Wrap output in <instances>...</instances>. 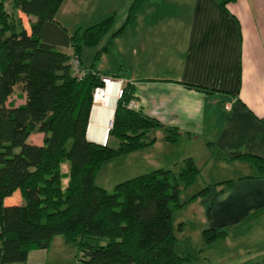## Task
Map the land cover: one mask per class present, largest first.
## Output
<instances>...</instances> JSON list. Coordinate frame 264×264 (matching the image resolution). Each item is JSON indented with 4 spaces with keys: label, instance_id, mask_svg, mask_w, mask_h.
Masks as SVG:
<instances>
[{
    "label": "trees",
    "instance_id": "1",
    "mask_svg": "<svg viewBox=\"0 0 264 264\" xmlns=\"http://www.w3.org/2000/svg\"><path fill=\"white\" fill-rule=\"evenodd\" d=\"M63 1L0 0V264L25 262L31 250L47 248L56 235L77 243L75 264H182L192 255L176 249L175 229L181 230L182 223L174 227L173 212L185 202L169 170L117 182L111 191L95 183L108 161L153 145L157 129H164L170 144L180 132L164 128L141 109L129 108L135 88L125 82L106 143L87 140L94 91L102 87L106 73L85 71L81 48L96 46L111 31L114 19L109 16L69 33L55 20ZM216 1L225 7L237 0ZM144 2L132 0L124 23L108 43L134 22ZM20 14L28 18V29ZM73 60L84 72L80 79L74 75ZM16 86L25 98L19 105L7 102ZM32 134L42 135L40 145L28 141ZM230 159L264 173L262 158ZM183 166L178 179L189 185L199 169L191 158ZM16 190L22 202L6 204L5 198ZM209 190L210 185L203 187L190 200ZM201 235L209 244L224 238L226 230L204 228ZM94 239L105 241L90 242Z\"/></svg>",
    "mask_w": 264,
    "mask_h": 264
},
{
    "label": "crops",
    "instance_id": "2",
    "mask_svg": "<svg viewBox=\"0 0 264 264\" xmlns=\"http://www.w3.org/2000/svg\"><path fill=\"white\" fill-rule=\"evenodd\" d=\"M86 1L64 0L55 17L86 8ZM131 1L124 0L120 17L116 16L117 6L104 1V17L113 11L119 17L113 26L119 28ZM64 20L58 19V23L64 26ZM111 42V58L104 68L100 66L102 72L132 84L134 103L146 115L164 128L176 127L180 136L175 145H200L210 158L217 155L220 161L235 162V171L218 180L233 182L201 196L200 230L222 227L225 237L209 244L201 240L179 246L177 241L176 249L192 255L182 264H264V173L247 162L230 159L240 155L264 159V0H237L225 7L216 0H145L134 22ZM104 56L108 58L109 52ZM116 91L115 84L108 87L104 93L108 103L102 109L94 111L92 106L88 141L106 142ZM147 149L124 156L128 162L133 158L139 162L136 156L143 154L135 167H149L150 172L169 170L158 166L163 155L157 162L143 153ZM181 155L182 161L191 158L196 166L204 161L200 157L204 154L198 155L194 147ZM244 169L250 172L243 174ZM180 222L184 229L187 223ZM66 243L52 239L47 248L31 250L20 264H75L76 247L67 250ZM223 244L227 245L226 256L225 250L220 251L225 249Z\"/></svg>",
    "mask_w": 264,
    "mask_h": 264
},
{
    "label": "rangeland",
    "instance_id": "3",
    "mask_svg": "<svg viewBox=\"0 0 264 264\" xmlns=\"http://www.w3.org/2000/svg\"><path fill=\"white\" fill-rule=\"evenodd\" d=\"M104 1L106 0H94V2L87 0L86 8L77 7L76 8L77 12L72 11L71 14L66 15L65 17L59 13L55 17V20L59 22L58 19H62V20L65 19L63 27H65L69 33H74L79 28L83 30L87 26H90L89 25L90 23L95 24L107 18V17H104L105 16ZM110 1L114 3L113 6H117L116 16L121 14L120 9H122V7L124 6L122 4L124 3V0H110ZM6 9L8 11L11 10L10 6L8 5ZM111 12H112V15L110 16H113L114 22H116L115 20H117L120 17V15L119 17L116 18L114 15L115 13L113 11ZM20 16L22 18L24 27L28 29V21H29L28 18L22 14H20ZM112 27L113 28L111 29V31L112 30L116 31L121 27V25L119 26V28L118 27L116 28V25ZM111 31L106 36H104L103 39L96 46L82 45L81 54H80V62H81L82 68H84L85 71L92 70V69L100 70V72L103 71V69H101L100 66L102 65V68H104V62L107 61V59L111 58L110 54L112 53V49H111L112 42L108 43L109 42L108 38H110V35L113 32ZM104 47H106L105 51L103 50ZM66 52L68 54H71V49L70 48L66 49ZM108 52H109V56L108 58H106L104 55ZM7 102L13 103L14 105H19L25 102L24 93L21 91L20 86H16L14 88L13 93L10 96V98L7 100ZM95 104L100 105V107H104V104L102 101L96 102V100L94 99L93 105ZM41 137H42L41 134H32L29 137L28 141L30 143L40 145ZM155 138H156V141L153 145L143 148V149H147L150 147H153V148L151 150L147 149L146 152H143V153L146 156L148 154L149 158L155 159L157 162H159L160 155L164 156L163 162L160 165L158 164V166H165L167 169L170 170L171 181H176L179 185V199L180 201L185 202L183 207L178 208L174 210L173 212L174 227L177 226L178 221L180 219L185 220V222L187 223L184 229L182 230H178L177 228L175 229L178 242L180 243L179 246L181 245L184 246L187 244L195 245L196 243L197 244L201 243V240H203L202 235H201L202 230H200L201 229L200 228L201 218H202L201 196H197L196 198L191 199V200L190 198L194 194H198L199 190H201L203 187L207 185H210V189L211 188L217 189V187L219 186L217 185V182H220L218 180H223L221 178H223L224 176H227L228 174H231L232 171H235V168H234L235 162L220 161L219 159H222V158H218L217 155H215L213 158H210L208 157L209 156L208 153H205L204 151H202V148H200V145L189 146V145H185L184 143L178 142L177 145L174 144V146H172V144L165 141V131L164 129L161 130V128L155 131ZM190 147H194L198 155L202 152L204 155H201L200 157H202L201 160L202 161L204 160V161L202 165H201V162L199 161L197 162V168L199 169V174L197 175L195 181H193L189 185H184L178 179L179 173L184 167L183 161H182L184 155L180 156V152H184ZM142 156L143 154H139V156H136V158L139 159V162H137L134 158L130 162H128V158L126 156L108 161L102 166V168L98 172L96 179H95V183L99 186L104 187L108 191H111L113 186L117 182L130 179L139 174H143L144 172H150V169H148L149 167H143L142 169L141 167L140 168L135 167L136 164H139L141 162V159L143 158ZM157 162H155L154 164H156ZM242 167H244V165L241 166V168ZM65 169H66V164L63 165V170ZM241 172L243 174H248L250 170L244 169V170H241ZM21 202H22V199L17 190L10 197L5 198L6 204H11V203L14 204V203H21ZM187 233L188 234L190 233V236L186 237ZM53 240L60 241V240H63V238L61 235H56L53 238ZM104 241H105L104 239L103 240H98V239L90 240V242L92 243H103ZM179 243H177V245ZM66 244H67L66 245L67 250L71 251L72 248L75 246L78 252L77 243L67 242ZM223 245L225 249L220 250V251L225 250L224 256H226L227 251H228V249L226 248L227 245L226 244H223ZM204 252H206L205 249H204ZM62 257H65V256H62ZM14 264H20V263H14Z\"/></svg>",
    "mask_w": 264,
    "mask_h": 264
},
{
    "label": "built area",
    "instance_id": "4",
    "mask_svg": "<svg viewBox=\"0 0 264 264\" xmlns=\"http://www.w3.org/2000/svg\"><path fill=\"white\" fill-rule=\"evenodd\" d=\"M72 65H73V69H74V75L77 76L79 79L82 78V76L84 75V72L78 69V61L77 60H73L72 61ZM101 82H102V87L96 88L95 91H94L93 102H94V99H95V95L97 93H101L102 94L103 92H105L108 89V87H110L113 84H115L116 87H117L116 94H117L118 98L121 96V94H122V86L124 84V82L122 80H114L111 77H102ZM129 108L137 109V106L135 105L134 102H130ZM110 126H111V121H109L108 124H107V129L108 130H109ZM105 143L106 142L104 141L103 144H105Z\"/></svg>",
    "mask_w": 264,
    "mask_h": 264
},
{
    "label": "bare ground",
    "instance_id": "5",
    "mask_svg": "<svg viewBox=\"0 0 264 264\" xmlns=\"http://www.w3.org/2000/svg\"><path fill=\"white\" fill-rule=\"evenodd\" d=\"M113 87V86H112ZM110 90V89H109ZM110 92V91H109ZM108 92V93H109ZM104 93L105 92H103L102 94L101 93H97L96 95H95V100H96V102H98V101H102L103 102V104L105 105L106 103H108V100H107V98H106V95H104ZM109 105V104H108ZM93 107H94V111H96L97 109H99L100 108V105H93ZM109 107V106H108ZM107 108V107H106ZM100 109H102V107L100 108ZM98 112V111H97ZM94 113V112H93ZM107 114H108V112H107ZM112 116V115H111ZM96 117V116H95ZM110 118V117H109ZM92 121H93V119H92ZM102 122V121H101ZM97 123V122H96ZM96 125V124H95ZM94 126V125H93ZM97 127V126H96ZM103 133H105V132H103Z\"/></svg>",
    "mask_w": 264,
    "mask_h": 264
}]
</instances>
